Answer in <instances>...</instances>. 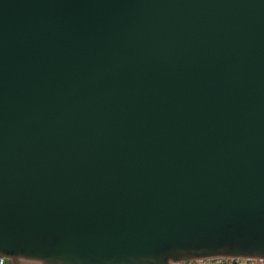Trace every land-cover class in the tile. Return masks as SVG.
<instances>
[{
  "label": "water",
  "instance_id": "water-1",
  "mask_svg": "<svg viewBox=\"0 0 264 264\" xmlns=\"http://www.w3.org/2000/svg\"><path fill=\"white\" fill-rule=\"evenodd\" d=\"M0 248L264 254V0H0Z\"/></svg>",
  "mask_w": 264,
  "mask_h": 264
},
{
  "label": "snow or ice",
  "instance_id": "snow-or-ice-1",
  "mask_svg": "<svg viewBox=\"0 0 264 264\" xmlns=\"http://www.w3.org/2000/svg\"><path fill=\"white\" fill-rule=\"evenodd\" d=\"M11 257L5 259L4 264H19L20 260L27 262V264H46L45 259L38 253L29 251H7L0 248V258ZM212 257H231L243 258L247 264H252L254 259H259L260 264H264V254H253L242 251H229L225 249H217L212 251H192V250H174L168 251L164 254L163 264L169 259L172 260H197ZM235 264V261L233 262Z\"/></svg>",
  "mask_w": 264,
  "mask_h": 264
},
{
  "label": "built area",
  "instance_id": "built-area-1",
  "mask_svg": "<svg viewBox=\"0 0 264 264\" xmlns=\"http://www.w3.org/2000/svg\"><path fill=\"white\" fill-rule=\"evenodd\" d=\"M6 258H0V264H4ZM247 264L243 258H231V257H213V258H204L190 261H181V262H170L169 264ZM259 262V259H254L252 264Z\"/></svg>",
  "mask_w": 264,
  "mask_h": 264
},
{
  "label": "clouds",
  "instance_id": "clouds-1",
  "mask_svg": "<svg viewBox=\"0 0 264 264\" xmlns=\"http://www.w3.org/2000/svg\"><path fill=\"white\" fill-rule=\"evenodd\" d=\"M255 264H260V262H255Z\"/></svg>",
  "mask_w": 264,
  "mask_h": 264
}]
</instances>
